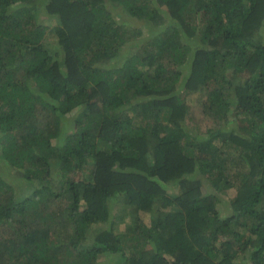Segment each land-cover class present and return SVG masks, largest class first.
<instances>
[{
	"label": "trees",
	"instance_id": "obj_1",
	"mask_svg": "<svg viewBox=\"0 0 264 264\" xmlns=\"http://www.w3.org/2000/svg\"><path fill=\"white\" fill-rule=\"evenodd\" d=\"M0 153V264H264V0H0Z\"/></svg>",
	"mask_w": 264,
	"mask_h": 264
},
{
	"label": "rangeland",
	"instance_id": "obj_2",
	"mask_svg": "<svg viewBox=\"0 0 264 264\" xmlns=\"http://www.w3.org/2000/svg\"><path fill=\"white\" fill-rule=\"evenodd\" d=\"M155 6V5H154ZM151 9V8H150ZM161 10L164 12L165 8H161ZM42 20V19H41ZM48 20V19H47ZM137 20V19H135ZM43 21H45V25H47L48 22H46V19H44L43 17ZM52 23H54V21L52 20ZM136 25H138L140 27V21L137 20ZM145 35H148V32H146ZM48 40L51 41V39L48 38ZM193 49L190 51L189 56H187V64L184 67V70L182 72V75L180 77V80L178 82V90H182L183 89V85L184 82L186 80V78H188L189 75V63L191 61V57L193 55ZM189 59V60H188ZM232 91L231 93H228L229 98L227 100H229L230 102H234L233 95H232ZM206 96V90L204 88H200L199 90L195 91V92H191L189 94L186 95L185 101L188 103L189 107H190V111L188 113V124L191 128H196L198 127L202 132L205 131L206 129H209L210 131H217L221 126H222V122L217 120L215 123L210 119V117L204 116L203 112H202V107H201V102L202 100L205 98ZM231 109H235L234 106H231ZM87 110L84 109L83 111H78L74 113V117H87ZM44 114V113H43ZM230 120L232 121V119L230 118ZM2 170V168H0ZM55 169V168H52ZM4 172V171H3ZM2 175L4 176V178L9 177L8 179L12 178L9 176H7L5 174V172ZM56 172V169H55ZM5 174V175H4ZM88 171H82L81 172V176L80 179H85L87 177ZM14 176V175H13ZM16 181V185L19 186L20 188L25 189L26 187H30L31 182L26 181L24 182L23 180L20 179H16V175L14 176V178ZM53 180H55V182L53 183L54 186H58V179L56 177L53 178ZM33 184H35V182H33ZM26 190V189H25ZM23 190V191H25ZM234 196V191H230L229 194H227L224 198L226 200H229V198H232ZM123 202V199H117V201L114 203V207L112 208L113 210H117L118 206ZM121 207L123 208V205H121ZM141 218H144V221L146 222V224L149 223V216H143ZM108 228V227H107ZM3 232H7V227L4 228ZM60 257H63V252H61L59 254ZM103 259H99L98 261H102Z\"/></svg>",
	"mask_w": 264,
	"mask_h": 264
},
{
	"label": "clouds",
	"instance_id": "obj_3",
	"mask_svg": "<svg viewBox=\"0 0 264 264\" xmlns=\"http://www.w3.org/2000/svg\"><path fill=\"white\" fill-rule=\"evenodd\" d=\"M186 95H187V94H186ZM185 97H186V96H185ZM77 112H78V111H77ZM74 113H75V112H74ZM74 113H72V115H71L73 118H74V116H73ZM75 118H77V117H75ZM2 157H3V156H2V154L0 153V166L3 164Z\"/></svg>",
	"mask_w": 264,
	"mask_h": 264
}]
</instances>
